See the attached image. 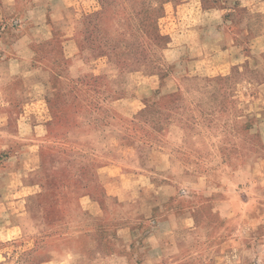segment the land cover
<instances>
[{
	"label": "rangeland",
	"instance_id": "rangeland-1",
	"mask_svg": "<svg viewBox=\"0 0 264 264\" xmlns=\"http://www.w3.org/2000/svg\"><path fill=\"white\" fill-rule=\"evenodd\" d=\"M210 2L92 0L67 36L38 49L56 74L54 90H0L8 114L0 118V175L12 167L37 183L38 225L4 250L19 264H100L110 255L114 222L95 171L132 155L145 136L176 152L157 181L168 184L163 203L191 215L175 234L178 253L161 264H264V45L252 51L248 36L229 34L228 51L190 59L186 31ZM235 22L229 32L237 34ZM66 71L76 77L64 94ZM131 74L138 97L126 117L111 103L125 96ZM144 76L160 80L158 104H139L153 86L138 84ZM170 125L184 132L179 148L166 143Z\"/></svg>",
	"mask_w": 264,
	"mask_h": 264
},
{
	"label": "crops",
	"instance_id": "crops-1",
	"mask_svg": "<svg viewBox=\"0 0 264 264\" xmlns=\"http://www.w3.org/2000/svg\"><path fill=\"white\" fill-rule=\"evenodd\" d=\"M90 2L92 0H0V90L15 84L21 85L27 94L34 90H54L56 74L38 49L56 38L67 36L77 19L79 7ZM210 4L201 23L186 31L190 59L209 58L228 51L229 34L248 36L250 49H261L264 45V0H211ZM234 17L237 27L233 30L237 34L233 30L229 32ZM69 71L76 72L75 67ZM66 75L58 77L67 83L63 87L64 94L68 92L69 82L76 77L67 71ZM136 79L135 74L129 75L125 96L111 103V107L126 117L136 114V110L129 106V102L138 97L132 85ZM148 80L153 86L139 101L144 107L148 98L146 103L158 101L160 97L157 95L160 81L157 77L144 76L138 84ZM7 115L0 113V118ZM26 128L25 135L29 138L35 127L28 125ZM165 134L166 143L174 148L183 145L185 136L181 128L170 125ZM134 145L132 155L99 166L95 171L106 192L114 222V226H108V231L113 234L112 249L100 264H140L146 260L151 264H161L164 259L178 253L176 232L190 226L186 222L191 220V215L182 217L175 213L174 207L169 205L170 199L163 203V188L168 186L166 179L157 181V178H162L157 173L158 169L169 168L175 161L173 154L176 152H169L167 147L149 140L148 136L137 138ZM129 159L132 165L127 164ZM34 179L35 173L20 174L12 167L0 175V264H19L18 254L11 252L10 255L4 250L6 246L18 243L24 234L22 230L35 229L38 225L37 199L32 191L37 184ZM6 183L14 185V189L7 190ZM130 213L135 217H130ZM9 256L12 261L8 263Z\"/></svg>",
	"mask_w": 264,
	"mask_h": 264
},
{
	"label": "trees",
	"instance_id": "trees-1",
	"mask_svg": "<svg viewBox=\"0 0 264 264\" xmlns=\"http://www.w3.org/2000/svg\"><path fill=\"white\" fill-rule=\"evenodd\" d=\"M161 98H159V100L158 101H154L155 102V104H158L161 100H160ZM150 104H152V103H150Z\"/></svg>",
	"mask_w": 264,
	"mask_h": 264
}]
</instances>
